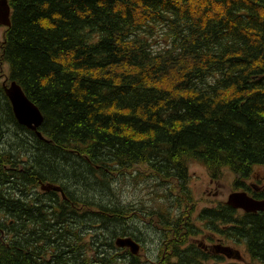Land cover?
I'll return each mask as SVG.
<instances>
[{
	"label": "trees",
	"instance_id": "16d2710c",
	"mask_svg": "<svg viewBox=\"0 0 264 264\" xmlns=\"http://www.w3.org/2000/svg\"><path fill=\"white\" fill-rule=\"evenodd\" d=\"M8 2L4 75L44 120L43 138L19 124L0 83V264H264V210L222 201L202 210L249 259L186 244L197 236L188 163L215 180L229 170L235 190L264 166V0ZM141 166L159 207L120 198L117 186L145 181ZM23 169L30 188L56 184L66 200L34 191L27 202ZM176 199L187 211L176 207L173 221L163 211ZM154 211L156 257L116 245L121 236L149 242L135 222L148 225Z\"/></svg>",
	"mask_w": 264,
	"mask_h": 264
},
{
	"label": "rangeland",
	"instance_id": "374dc122",
	"mask_svg": "<svg viewBox=\"0 0 264 264\" xmlns=\"http://www.w3.org/2000/svg\"><path fill=\"white\" fill-rule=\"evenodd\" d=\"M6 30H7L6 27H0V40H3L4 33L6 32ZM1 52H2V47L0 46V56H1ZM8 72H9L8 63L2 61L0 58V74L3 75V76L2 75L0 76V83L4 82V80H5L4 74H8ZM262 168H264V167L257 166L256 170H260ZM188 169H189V175H190L189 185H190V189L192 191L193 199H194V200H192V204H191V208H190V215H191L190 220H192V222L190 221V223L193 224V226H195L194 228L198 232L200 231L199 233L196 231L197 232V234H195V235H197L196 240L200 241V242L202 241L201 244H203V243L205 245L211 244L210 243V239H211L210 237L212 235V229L209 226H211L212 225L211 223H213V222H210V218H206L207 221L201 219L202 210H203V208L208 207V206L212 205L213 203L216 204L218 201L225 202L228 200L230 194L232 192L236 191L235 186H233L234 185V180H233L234 174L232 172H230L229 170H225L223 177L221 179H219L216 183V185H217L216 186L217 191H216L215 186H212V187L210 186L209 173H208L206 167L201 162H197V161L189 162L188 163ZM140 170L144 173V175H142V176L145 178V181L140 179L139 181L134 182V180H133L131 183L127 182L125 184L122 183L121 181H117L118 183H122L124 186L122 188L121 192L119 191V186H117V191L119 192L120 198L122 199L123 203H125V204L131 203L134 207H137V208H138V205H140V202H143L145 204V208H148V209L153 208L154 206H158V207L161 206L159 204H155L154 200H151V197H153L155 195V193L152 192V189H153L152 187L154 185L152 183H155L156 180L151 179L152 177L148 174V172H146V167L141 166ZM261 172L264 176V169H262ZM45 190H48V189H45ZM237 190H239V189H237ZM174 197H175V193H174ZM175 203H177V204H175ZM181 205H182V207H181ZM183 205L186 206V204H183L182 202H178V200L176 199V201L173 203V205L169 206V208L164 210L163 212L166 215H168V214L171 215V217H172L171 220H175L178 217V216H176V214H178L177 213L178 209L175 208V206L178 208H181L180 209L181 212H185L186 207L185 206L183 207ZM183 208H185V209H183ZM171 209H173V210H171ZM137 212L140 213L139 210H137ZM174 212L176 214H174ZM157 213H158L157 211H154L153 215L148 216L149 218L147 220H146V218H143L147 222L148 225H146L142 221V219H138L135 222V224L137 225V227L140 228V231H142V233H145L146 236L152 237L149 242L143 241L142 245L144 247L140 243L141 249L142 250L144 249L143 255L145 257H146V255H148V257L152 258L156 255L155 249L157 246V239L159 237V234L156 231V228H160V224L158 222V219L159 220L162 219L161 216L158 217ZM140 214H142V213H140ZM199 219H201V220H199ZM201 223H204V225H202ZM198 224L201 226H199ZM201 227L203 229H201ZM206 228L209 230L211 229L210 230L211 232L206 230ZM173 232L174 231L171 230L172 234H174ZM215 234H216V236H219L217 233H215ZM196 240L190 239L191 243L188 242L186 244L188 245V244H192V243H197ZM218 242L220 244H224V245H227L229 247L236 248L237 250H240V252L242 254H244L249 259V254L247 253L246 246L243 242L233 241L230 238L220 240ZM220 249H221L220 247H219V249L217 248L216 251L210 249L209 254L211 256H215V254L221 252ZM231 256H233V255H231ZM212 261L214 262V258L209 259V261H207L205 263L206 264H209V263L213 264Z\"/></svg>",
	"mask_w": 264,
	"mask_h": 264
},
{
	"label": "water",
	"instance_id": "95a60500",
	"mask_svg": "<svg viewBox=\"0 0 264 264\" xmlns=\"http://www.w3.org/2000/svg\"><path fill=\"white\" fill-rule=\"evenodd\" d=\"M2 8L4 9V14L2 18L0 17V24L9 27L11 25V8L7 0H0V10ZM4 90L11 102L18 123L35 131L40 138H43L39 127L43 123L44 117L39 107L27 97L23 88L16 81H12L9 85L4 84ZM44 188L62 191L61 187L55 185H47ZM227 203L234 208H241L247 212L264 210V201L249 196L245 191L231 193ZM116 245L119 247H128L134 254L139 253L141 249L140 243L129 236L118 237L116 239ZM220 251L227 254L231 250L228 247H223Z\"/></svg>",
	"mask_w": 264,
	"mask_h": 264
},
{
	"label": "flooded vegetation",
	"instance_id": "af4514ba",
	"mask_svg": "<svg viewBox=\"0 0 264 264\" xmlns=\"http://www.w3.org/2000/svg\"><path fill=\"white\" fill-rule=\"evenodd\" d=\"M0 27H6V26L0 24ZM0 46L2 47V40H0ZM1 75L2 74H0V76ZM262 167H264V166H262ZM262 169H264V168H262ZM262 169L256 170V168H255V171L251 174L250 179H248L246 181L245 186H243V188L242 187H239V190H245L250 195H256L254 197H256L257 199L264 200V176H263V174L261 172ZM22 172H23V188H22V192L21 193H22V197L24 199H26L27 202L30 201V199H31L32 194H33L34 191L37 192V193H41L44 196L47 193H50L51 191H54V192L58 193V195H56L57 199H60V196H61L64 200H66V197L62 193V191H59V190L55 191V190H52V189L45 190V189H43V187H42L43 184H41V183H40L39 187H37V188L36 187L35 188H30L29 185H27V177H26L27 173H26V169H23ZM217 181L218 180H215L212 177H210V186L211 187L212 186H215L216 187L217 186L216 185ZM57 186H59V185H57ZM63 191H64V189H63ZM216 191H217V187H216ZM211 206L214 207L215 206V203L212 204V205H210V206H208V207H211ZM27 211H28V207L25 209V212H27ZM180 225H181V227L183 226L182 223ZM26 226H27V224H26ZM210 238H211L210 241L213 244H207L204 247L207 248L208 250L212 249V250L216 251L217 248L219 249L220 243L218 241H220V238H219V236H216V234L214 232H212V235H211ZM193 239L196 240V237H194ZM197 243L200 245L202 243V241L201 242L200 241H197ZM201 245H203V244H201ZM217 254H219V253H217Z\"/></svg>",
	"mask_w": 264,
	"mask_h": 264
},
{
	"label": "bare ground",
	"instance_id": "6f19581e",
	"mask_svg": "<svg viewBox=\"0 0 264 264\" xmlns=\"http://www.w3.org/2000/svg\"><path fill=\"white\" fill-rule=\"evenodd\" d=\"M3 14H4V9L2 8V9L0 10V17H1V18L3 17ZM144 167H145V166H144ZM139 168H140V167H139ZM146 168H147V166H146ZM149 171H150V170H149ZM149 171H147V172H149ZM139 173H140V172H139ZM139 173H138V174H139ZM188 173H189V171H188ZM140 174H142V173H140ZM150 174H151V173H150ZM152 174H153V173H152ZM142 175H143V174H142ZM188 175H189V174H188ZM151 176L153 177V175H151ZM128 177H129V176H128ZM128 177H127V178H128ZM140 177H141V176H140ZM129 178H130V177H129ZM142 179H143V178H142ZM152 179H153V178H152ZM143 181H144V180H143ZM152 182H153V181H152ZM42 184H43V183H42ZM152 184H153V183H152ZM188 184H189V183H188ZM55 185H56V184H55ZM154 185H155V184H154ZM61 187H62V186H61ZM189 187H190V185H189ZM152 188H153V187H152ZM152 188H151V189H152ZM153 189H154V188H153ZM176 191H177V190H176ZM173 192H175V190H174ZM177 192H178V191H177ZM65 195H66V194H65ZM67 199H69V197H68ZM181 199H182V198H181ZM185 199H186V197H185ZM182 200H184V198H183ZM182 200H181V201H182ZM178 202H179V201H178ZM219 202H220V201H219ZM175 204H177V203H175ZM183 204H185V203H183ZM184 206H185V205H183V207H184ZM181 207H182V205H181ZM172 208H173V207H172ZM175 208H176V206H175ZM212 208H214V207H212ZM180 209H181V208H179V211H180ZM183 209H185V208H183ZM183 209H182V210H183ZM186 209H187V207H186ZM186 209H185V210H186ZM171 210H173V209H171ZM238 210H239V209H238ZM186 211H187V210H186ZM169 213H170V212H169ZM189 213H190V212H189ZM172 214H173V213H172ZM174 214H176V213L174 212ZM181 214H182V213H181ZM184 214L186 215L187 213H184ZM182 215H183V214H182ZM187 215H188V214H187ZM170 216H171V215H170ZM179 216H180V215H179ZM188 216H190V215H188ZM173 217H174V216H173ZM184 218H185V217H184ZM202 218H203V216L201 217V219H202ZM177 219H179V218H177ZM180 219H182V217H181ZM201 219H199V220H201ZM182 220H184V219H182ZM203 220H206V221H207L206 218H204ZM173 221H174V220H173ZM180 221H181V220H180ZM190 221L192 222V220H190ZM190 221H189V223H190ZM170 222H171V220H170ZM181 222H182V221H181ZM181 222H179V223H181ZM201 222H202V221H201ZM171 223H172V222H171ZM174 223H175V222H174ZM186 223H187V224H186ZM186 223H185V224L188 225V222H187V221H186ZM172 224H173V223H172ZM185 224L183 223L182 225L186 226ZM199 224H200V223H199ZM199 224H198V225H199ZM201 224L204 225V223H201ZM208 224H209V223H208ZM206 225H207V224H206ZM199 226H201V225H199ZM172 227H173V226H172ZM172 227H171V228H172ZM182 227H183V226H182ZM192 227H193V226H192ZM202 227H203V226H202ZM202 227H201V229H203ZM209 227H211V226H209ZM213 227H214V226H213ZM187 228H188V226H187ZM187 228H186V230H187ZM96 229H97V228H96ZM182 229H183V228H182ZM211 229H213V228H211ZM211 229H210V230H211ZM193 230H195V228H194ZM206 230L210 231V230L207 229V228H206ZM214 230H215V228H214ZM214 230H213V231H214ZM182 231L184 232V230H182ZM196 231H197V230H196ZM213 231H212V232H213ZM185 232H186V231H185ZM197 232H198V231H197ZM197 232H195V234H197ZM199 232H200V231H199ZM199 232H198V233H199ZM210 232H211V231H210ZM217 232H218V231H217ZM173 233L175 234V232H173ZM187 233L189 234L188 231H187ZM187 233H186V234H187ZM190 233H191V232H190ZM192 233H193V232H192ZM214 233H215V231H214ZM193 235H194V234H193ZM193 235H192V236L190 235V236L193 237ZM182 236H183V235H182ZM186 236H187V235H186ZM219 236H220V234H219ZM121 237H122V236H121ZM160 237H161V236H160ZM175 237H176V236H175ZM184 237H185V236H184ZM156 238H157V237H156ZM181 238H182V237H181ZM182 239H188V238L185 237V238H182ZM182 239H181V240H182ZM134 240H135V239H134ZM181 240H179V241H181ZM136 241H137V240H136ZM184 241H185V240H184ZM184 241H183V243H184ZM164 242H165V241H164ZM140 243H141V245H142L143 242H140ZM158 243H159V242H158ZM166 243H167V242H166ZM144 244H145V243H144ZM168 244H169V243H168ZM178 244H179V243H178ZM160 245H161V243H160ZM163 245H164V244H163ZM163 245H162V246H163ZM166 245H167V244H166ZM181 245H182V244H181ZM181 245H179V246L181 247ZM142 246H143V245H142ZM186 246H187V245H186ZM118 247H119V246H118ZM143 247H144V246H143ZM159 247H160V246H159ZM163 247H164V246H163ZM182 247H183V249H184L185 246H182ZM119 248H122V247H119ZM164 248H165V247H164ZM166 248H168V247H166ZM171 248H172V247H171ZM185 248H186V247H185ZM192 248H193V247H192ZM160 249H161V248H160ZM143 250H144V249H143ZM163 250H164V249H163ZM163 250H162V251H163ZM162 251L160 252L159 249H158V252L161 253V254H162ZM165 252H166V251H165ZM170 252H171V251H170ZM170 252H168V253H170ZM140 253H141V252H140ZM144 253H145V252H144ZM159 253H158V254H159ZM137 254H138V253H137ZM163 254H165V253L163 252ZM135 255H136V254H135ZM167 255H168V254H167ZM240 255H241V253H240ZM143 256H144V255H143ZM146 256H148V255H146ZM159 256H160V254H159ZM161 256H162V255H161ZM175 256H176V255H175ZM207 256H208V255H206L205 260H206ZM242 256H243V255H241V257H242ZM144 257H145V256H144ZM154 257H156V256H154ZM177 257H178V256H177ZM202 257H203V256H202ZM140 258H141V257H140ZM175 258H176V257H175ZM154 259H155V258H154ZM167 259H168V258H167ZM169 259H170V256H169ZM173 259H174V257H173ZM198 259H199V257H198ZM198 259H197V260H198ZM201 259H203V258L200 257V260H201ZM207 259H208V258H207ZM216 259H217V258H216ZM147 260H148V259H147ZM158 260H159V259H158ZM142 261H143V260H142ZM145 261H146V260H145ZM160 261H161V258H160ZM163 261H164V259H163ZM172 261H173V260H172ZM175 261H176V260H175ZM201 261H202V260H201ZM198 262H199V261H198ZM203 262H204V260H203ZM212 262H213V261H212ZM214 262H215V261H214ZM214 262H213V263H214ZM148 263H149V261H148ZM162 263H163V262H162ZM164 263H165V262H164ZM167 263H169V260H168ZM194 263H196V261H195ZM155 264H156V263H155ZM158 264H160V263H158ZM203 264H206V263H203ZM209 264H212V263H209Z\"/></svg>",
	"mask_w": 264,
	"mask_h": 264
}]
</instances>
